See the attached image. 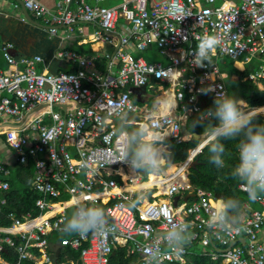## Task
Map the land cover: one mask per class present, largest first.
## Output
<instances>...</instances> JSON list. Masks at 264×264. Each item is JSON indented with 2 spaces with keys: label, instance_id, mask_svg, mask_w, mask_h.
<instances>
[{
  "label": "built area",
  "instance_id": "obj_1",
  "mask_svg": "<svg viewBox=\"0 0 264 264\" xmlns=\"http://www.w3.org/2000/svg\"><path fill=\"white\" fill-rule=\"evenodd\" d=\"M15 2L51 34L58 25L72 32L79 22L93 23L99 28L95 37L116 48L112 55L103 54L108 60L104 72L96 66V53L58 50L53 57L74 64L76 69L53 73L36 68L42 61L40 55L16 57L12 42L0 38V56L6 64L5 68L0 66V143L12 154L11 160L6 159L0 147V210L6 203L11 162L33 164L32 188L39 195L34 204L39 210L36 217L29 212L22 218L10 213L11 225L0 227V248L5 242L17 254L16 263L0 256V264H21L23 259L54 264L46 236L62 232L67 209L77 198L102 207L115 228L106 239L91 234L61 238L59 244L79 250L82 264H109V254L118 247L136 255L141 264H149L144 247L152 241L159 243L156 234L164 230L169 218L189 222L192 238L179 253L161 245L164 254L160 264H184L194 242L202 253L223 264H264V196L255 201L258 209L243 204L249 213L231 232L217 233L208 227V209L221 198L201 187L193 188L188 177L196 154L204 147L203 137L172 171L169 167L155 174L152 185L143 187L148 192L143 204L133 207L130 204L139 193L130 186L141 180L142 172L133 173L126 163L119 162L118 134L122 125L146 126L165 140H185L182 125L190 115L199 116L208 109L205 104L209 100L213 102L215 93L205 95L200 89L212 84L217 91H227L228 74L221 71L218 56L239 62L241 68L236 67L240 71L252 64V71L243 79L261 88L264 0H123L113 6L57 0L54 10L38 0ZM119 20L124 31L116 39ZM226 25H231L227 33ZM76 29L83 32L79 26ZM204 35L217 36L220 44L212 53L211 64L196 67L191 53ZM150 44L161 60L141 55ZM134 88L143 103L135 100ZM27 113L30 115L22 122ZM4 119L19 126H5ZM150 173H145L147 179ZM238 188L246 192L241 183ZM160 190L161 195H156ZM181 192L191 193L190 200L174 202L172 198ZM48 212L52 214L38 224L19 228Z\"/></svg>",
  "mask_w": 264,
  "mask_h": 264
},
{
  "label": "clouds",
  "instance_id": "obj_2",
  "mask_svg": "<svg viewBox=\"0 0 264 264\" xmlns=\"http://www.w3.org/2000/svg\"><path fill=\"white\" fill-rule=\"evenodd\" d=\"M231 25H226L225 33ZM220 44L215 35L201 36L196 50L191 53L192 64L204 67L211 64L212 53ZM202 94L215 93L212 106L201 112L192 123V128L202 127V132H193V139L204 138V147L208 150L210 163L218 169L226 167L224 140H235L237 157L231 167L232 178L241 183L249 201L255 202L264 196V122L258 117L264 115V107L249 108L247 102L237 98L227 91H217L208 84L200 89ZM214 121V122H213ZM121 151L119 162L128 165L129 170L136 172H151L158 174L170 162V145L166 140L150 132L146 126H138L131 130L121 127ZM82 166L86 167V164ZM148 196L146 190H141L130 206L143 204ZM240 209V201L233 197L221 198L208 209V227L214 232H231L236 223V214ZM151 214V213H150ZM191 224L185 220L169 218L163 231L156 234L154 241L144 247V254L149 264H160L166 245L173 252H181L183 246L192 238ZM115 230L105 210L95 202H85L77 198L71 211L65 216L61 231L67 235L87 237L89 234L106 239Z\"/></svg>",
  "mask_w": 264,
  "mask_h": 264
},
{
  "label": "trees",
  "instance_id": "obj_3",
  "mask_svg": "<svg viewBox=\"0 0 264 264\" xmlns=\"http://www.w3.org/2000/svg\"><path fill=\"white\" fill-rule=\"evenodd\" d=\"M107 6V5H103ZM72 50L83 54L93 55L94 52L90 49L89 43H82L80 45L75 44ZM147 54V60H161V56L156 53L153 44H150L148 49L144 52ZM155 57H158L155 58ZM220 68L227 72V92L231 95H235L237 98L245 100L250 108H261L264 107V80H262L263 88L260 89L249 80H243V77L247 75L253 69V65L249 64L243 71L238 70L233 65L232 61H226L225 58L220 57ZM107 59L104 56H100L96 60L97 68L104 72L106 67ZM237 66V65H236ZM238 67V66H237ZM241 68V67H240ZM75 68H71L68 71H74ZM234 74L238 75L237 79H231L230 77ZM212 101L209 100L205 106L211 107ZM198 116L190 115L185 121L186 129L189 133L200 134L202 127L197 126L192 128L193 121ZM261 122H264V115L258 117ZM214 122V121H213ZM151 132V131H150ZM166 142L170 145V162L176 163L185 159L188 155V150L195 147L198 144L197 140L191 137L188 140L176 142L173 139H166ZM225 145V161L226 167L217 168L215 165L210 163L208 158V150L203 147L199 153L196 154L194 160L195 163L189 168V181L193 188L201 187L205 190H209L216 198H228L233 197L240 201V209L236 214V221L243 210L244 203H252L247 198V193L238 188L239 182L235 181L231 176V167L236 162L237 151L235 140H224L222 141ZM9 174L7 180L9 182V188L4 192L6 203L0 210V227H9L11 221L8 217L10 213H15L17 217L22 218L23 214L29 212L31 217H36L39 214V210L35 208V200L38 198V193L32 188L33 180V164L29 161L27 164H21L13 162L8 165ZM174 167H171L172 171ZM169 170V171H170ZM151 174V173H150ZM147 181V180H145ZM161 194L158 193L159 196ZM186 192L178 194L179 199H184ZM190 198V197H189ZM253 205V203H252ZM71 211V207L67 209V214ZM60 231H53L46 237L49 242L47 249L48 253L52 256L54 264H82L79 259V250L72 248L69 245L59 244L61 238L66 236ZM14 239L16 237L11 235ZM197 245L192 243L189 246V252L186 255V261L184 264H222L220 260H213L208 254L202 253L201 249L198 250L194 246ZM35 253L40 254L39 249H34ZM0 256L11 262H17V254L13 247L7 245L5 242L1 243ZM21 264H33L31 260L23 259L20 261ZM109 264H141L136 255H128L126 249L118 247L112 250L108 256ZM165 264H180L178 262H167Z\"/></svg>",
  "mask_w": 264,
  "mask_h": 264
},
{
  "label": "crops",
  "instance_id": "obj_4",
  "mask_svg": "<svg viewBox=\"0 0 264 264\" xmlns=\"http://www.w3.org/2000/svg\"><path fill=\"white\" fill-rule=\"evenodd\" d=\"M47 7H49L51 10H54L55 8V2L57 0H38ZM88 3L92 5H107V6H113L117 5L123 0H86ZM15 0H0V8L2 10V13H0V38L5 40V41H10L13 44L12 48V54H14L16 57L20 56H34V55H40L42 57V61H40L38 64H36V68L38 70H47L53 73H57L59 71H68L71 68H75L76 66L74 64H71L70 62H66L63 60L55 59L53 56L56 54L58 50L61 49H70L72 50V47L75 44H82V43H89L90 44V49L98 54V56H103L104 53H110L111 55L114 53V49L116 47L111 46L110 44L97 39L95 37V31L99 30L98 26L93 23H83L79 22L76 26L75 29L72 32H68L62 25L57 26V31L55 34H51L48 30L47 27L39 20L36 19L31 12H29L30 17L34 20V23L29 22L27 20V17L24 14L23 11V6L21 3H17V6H15ZM22 17L24 20H22ZM123 21L119 20L115 27V37L118 39V34L124 31L123 29ZM81 27L83 32H78L76 27ZM99 42L100 46L98 49H94L93 44ZM74 51V50H73ZM76 52V51H75ZM134 54H137L134 50H132ZM144 53V52H142ZM141 53V54H142ZM218 57H223V58H228L224 56H218ZM217 57V58H218ZM230 59V58H229ZM233 62V65L236 67L235 60L231 59ZM108 61V60H107ZM218 63V61H217ZM239 63V62H238ZM219 64V63H218ZM107 65V63H106ZM0 66L5 68L6 64L4 60L0 56ZM220 66V65H219ZM74 69V70H75ZM221 69V68H220ZM221 71H224L221 69ZM69 72V71H68ZM226 72V71H224ZM237 76V74H234ZM233 76V75H232ZM230 77L231 79H237L235 77ZM246 76V75H245ZM228 76L225 78V83L227 82ZM246 80V79H243ZM250 81V80H249ZM253 83V82H252ZM255 84V83H254ZM257 85V84H255ZM227 87V83H226ZM258 87V86H257ZM260 88V87H258ZM263 88V84L261 83V88ZM138 90V89H137ZM149 94V93H148ZM137 92H133V96L135 97V100L138 102L143 103L145 100L139 98ZM138 98V99H137ZM147 102V101H146ZM149 106H155L153 103L147 102ZM173 106L175 105L174 100H172ZM172 106V107H173ZM250 108V107H249ZM8 119H5L2 121V124L5 126H9L11 122L7 121ZM185 125V123L183 124ZM122 127H127V129L131 130L135 128L134 126H125L122 125ZM185 137V140H188L192 137V133H189L187 135L182 134ZM202 139V136L200 140ZM198 141V144L200 142ZM197 144V145H198ZM0 147L2 148V151L6 153V159L11 160L12 154L11 152L5 150L4 146L2 143H0ZM12 163V162H11ZM176 163H172L171 167H174ZM169 167L167 165L163 168V170H168ZM170 170V169H169ZM150 173V172H148ZM147 174V173H146ZM145 172H142V177L141 180L138 182L139 189H135L137 191L136 193H140L141 190H143V187H147L152 185V183H149V178L147 181L146 179L143 178V176L146 177ZM152 174V173H151ZM150 174V175H151ZM147 178V177H146ZM119 183H123L119 178H117ZM143 183V184H142ZM142 185V186H141ZM161 195V194H160ZM191 193L186 192V196L184 199H179L178 195H176L172 200L174 202L178 201H184L185 200H190L189 196ZM163 199L162 197H159V200ZM253 203H248L251 208L253 209H258L259 204L256 202ZM249 213V209L242 210L239 217L238 221L236 223H239L242 217L245 216V214ZM243 240H240V242ZM202 249V248H200ZM223 264V263H222Z\"/></svg>",
  "mask_w": 264,
  "mask_h": 264
},
{
  "label": "bare ground",
  "instance_id": "obj_5",
  "mask_svg": "<svg viewBox=\"0 0 264 264\" xmlns=\"http://www.w3.org/2000/svg\"><path fill=\"white\" fill-rule=\"evenodd\" d=\"M235 65H237L239 68L241 67V64L238 63V62H237ZM164 107H165V110L168 109L167 106H164ZM154 178H155V174H151V175H149V183H153ZM137 184H138V183H137ZM137 184H133L132 186H130V189H132V190L139 189V186H138ZM142 184H143V183H142ZM141 186H142V185H141ZM161 191H162V190L158 191V192L156 193V195H157L158 193H160ZM57 209H58V208H57ZM51 214H52V213L48 212V213L44 214V216H42V217H40V218H37V219H35L34 221L26 222L25 224L21 225L19 228H20V229H28V228L31 227V225H32L33 223H37V224H38L42 219L47 218V217L50 216Z\"/></svg>",
  "mask_w": 264,
  "mask_h": 264
},
{
  "label": "water",
  "instance_id": "obj_6",
  "mask_svg": "<svg viewBox=\"0 0 264 264\" xmlns=\"http://www.w3.org/2000/svg\"><path fill=\"white\" fill-rule=\"evenodd\" d=\"M23 11H24L25 16L27 17V20H28L29 22L34 23V20L30 17L29 12H28L24 7H23ZM133 92H134V93L137 92V88H134V89H133ZM137 99H138V98H137ZM29 115H30V113H27V114L25 115V117L23 118L22 122L25 121V120L28 118ZM8 125H9V126H19V124H13V123H10V124H8ZM181 133L184 134V135H187V134H188V131H187L185 125H182V127H181ZM192 137H193V133H192ZM194 140H195V139H194ZM195 161H196V160H193L191 166L195 163ZM171 165H172V162H169V163L167 164V167H170ZM188 173H190V171H188ZM174 201H175V199H174Z\"/></svg>",
  "mask_w": 264,
  "mask_h": 264
},
{
  "label": "rangeland",
  "instance_id": "obj_7",
  "mask_svg": "<svg viewBox=\"0 0 264 264\" xmlns=\"http://www.w3.org/2000/svg\"><path fill=\"white\" fill-rule=\"evenodd\" d=\"M117 1H119V0H117ZM99 46H100V43H99V42H96V43L93 44L94 49H98ZM141 55H142L144 58H148V56H147L146 53H142ZM155 58L158 59V57H155ZM220 60H221L220 57H218V58H217L218 63L220 62ZM226 61H232V60L229 59V58H226ZM219 65H221V63H219ZM232 77H234V76H232ZM147 93H151V90H148ZM240 99H241V98H240ZM54 109H56V108H54ZM73 161L76 162L75 159H73ZM143 178L147 180V178H146L145 176H143ZM194 247H195L196 249H198V250H200V248H201L200 245H195Z\"/></svg>",
  "mask_w": 264,
  "mask_h": 264
}]
</instances>
